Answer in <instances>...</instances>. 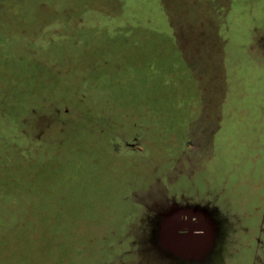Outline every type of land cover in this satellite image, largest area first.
I'll use <instances>...</instances> for the list:
<instances>
[{
    "label": "rangeland",
    "instance_id": "rangeland-1",
    "mask_svg": "<svg viewBox=\"0 0 264 264\" xmlns=\"http://www.w3.org/2000/svg\"><path fill=\"white\" fill-rule=\"evenodd\" d=\"M0 189L122 227L199 205L174 264H264V0H0Z\"/></svg>",
    "mask_w": 264,
    "mask_h": 264
},
{
    "label": "crops",
    "instance_id": "crops-1",
    "mask_svg": "<svg viewBox=\"0 0 264 264\" xmlns=\"http://www.w3.org/2000/svg\"><path fill=\"white\" fill-rule=\"evenodd\" d=\"M38 192L0 189V264H103L104 254L116 257L122 250L134 255L107 264H174L197 260L212 245L213 228L207 231L205 224L186 233L181 224L163 220L151 229L141 223L122 227L118 219L110 222L117 212L108 207L39 204ZM124 241L128 246L120 247Z\"/></svg>",
    "mask_w": 264,
    "mask_h": 264
},
{
    "label": "flooded vegetation",
    "instance_id": "flooded-vegetation-1",
    "mask_svg": "<svg viewBox=\"0 0 264 264\" xmlns=\"http://www.w3.org/2000/svg\"><path fill=\"white\" fill-rule=\"evenodd\" d=\"M168 212V213H167ZM166 217L171 220L170 223H179L180 227L183 230H180L181 233H186L190 226H199L201 224H205L207 231L208 228H213V232L215 233L216 227L214 225V221L212 220V213L209 212L206 208H200L199 205L187 206H174L170 208V210L166 211Z\"/></svg>",
    "mask_w": 264,
    "mask_h": 264
},
{
    "label": "water",
    "instance_id": "water-1",
    "mask_svg": "<svg viewBox=\"0 0 264 264\" xmlns=\"http://www.w3.org/2000/svg\"><path fill=\"white\" fill-rule=\"evenodd\" d=\"M169 222H171V220L170 219H168V218H165L164 219V223L165 224H167V223H169ZM164 232H167V229H165V230H163ZM189 236L190 237H193L194 235H193V233H191V231H190V233H189ZM163 239H165V238H163Z\"/></svg>",
    "mask_w": 264,
    "mask_h": 264
}]
</instances>
